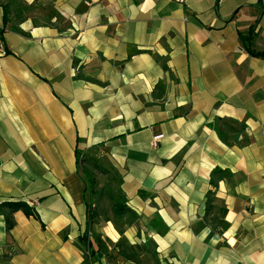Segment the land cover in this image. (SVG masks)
Segmentation results:
<instances>
[{"label": "crops", "instance_id": "crops-1", "mask_svg": "<svg viewBox=\"0 0 264 264\" xmlns=\"http://www.w3.org/2000/svg\"><path fill=\"white\" fill-rule=\"evenodd\" d=\"M3 6L0 205L37 218L0 212V264H264V58L241 40L264 51V0H0V29ZM78 153L133 221L89 223Z\"/></svg>", "mask_w": 264, "mask_h": 264}, {"label": "trees", "instance_id": "trees-1", "mask_svg": "<svg viewBox=\"0 0 264 264\" xmlns=\"http://www.w3.org/2000/svg\"><path fill=\"white\" fill-rule=\"evenodd\" d=\"M8 21V7L7 6H3V28L0 29V39L2 40V34L4 33L5 29L4 26L7 24ZM242 43H243V47L245 49V51H247L251 56L253 57H257V58H264V51L262 52H257L252 50L251 46L248 43L247 39H241ZM82 156L81 159H85L88 162L92 164V166L100 173V174H106L107 172L101 168V166L98 165L99 159L95 158V157H91L88 154H84V155H80V153H78V169L80 166V157ZM106 164L108 165V163L106 162ZM80 173V172H79ZM81 174V173H80ZM215 174H222L223 177H228L229 176V172L226 171H222V170H213L212 175ZM83 181L85 183V203L87 206V218L89 220V223L91 224L92 221L100 215H104V216H108L106 215L103 211L101 210H97V205L95 204V197L100 196L101 194L98 193L95 189H94V181L92 179V177L90 176V174H88L87 171H82L81 174ZM115 177H117V180H119V176L117 171L115 170ZM108 195V199L110 200V204H111V212L113 213V216L121 223L122 218L125 215H129L128 218V222L133 221V219L136 217L135 214H133L126 206V198L124 196V194L121 192V190L119 189V184L117 185V192L113 193L111 191H109L107 193ZM215 202L214 197H213V193L208 192L207 194V199H206V215L203 218V220L201 222L198 223V226L201 227L203 224H206V220L208 217V212L211 209V204H213ZM94 205V208H92L91 206ZM2 210H7V214L5 215V227L6 230L9 231L13 225V219H12V214L18 211H21L23 214H25L26 216H33L35 218H37V214L35 213V211H33L26 203L24 202H8V203H4L2 205H0V212H2ZM219 218H216L214 220L209 221V225L211 226H219L221 228L225 227V222H224V215H225V209L223 207H221L219 209ZM115 227L116 223L114 224ZM98 241V240H97ZM97 241L95 240V244L97 245V247L99 248V242L97 243ZM79 244H80V248L84 253L85 256V260L88 259V257L92 256V252L90 251L91 249V243L90 241H88V235L87 233L81 237L79 239ZM100 249V248H99ZM130 250L133 252V250L130 248ZM88 254V255H87ZM134 254V253H133ZM135 255V254H134ZM84 260V261H85ZM88 261V260H87ZM85 261V262H87Z\"/></svg>", "mask_w": 264, "mask_h": 264}, {"label": "rangeland", "instance_id": "rangeland-1", "mask_svg": "<svg viewBox=\"0 0 264 264\" xmlns=\"http://www.w3.org/2000/svg\"><path fill=\"white\" fill-rule=\"evenodd\" d=\"M98 165L107 173L100 174L91 163L88 162L87 164L85 159L80 160L79 172L82 174V171H87L88 174H90L94 181V189L101 194L100 196L95 197V204H98L99 210L108 215V218H110L112 223H115L118 220L111 212V204L107 195L109 191L113 193L117 192L118 180L117 177H115V169L110 164L107 165L105 159H99Z\"/></svg>", "mask_w": 264, "mask_h": 264}, {"label": "built area", "instance_id": "built-area-1", "mask_svg": "<svg viewBox=\"0 0 264 264\" xmlns=\"http://www.w3.org/2000/svg\"><path fill=\"white\" fill-rule=\"evenodd\" d=\"M172 2L180 5V6H183L185 5V2L186 0H171ZM6 54L5 52V49H4V46H3V41L0 39V56ZM159 140V137H155L152 141V147H156L157 146V142ZM82 158V156L80 157V159ZM92 208H94V205L91 206Z\"/></svg>", "mask_w": 264, "mask_h": 264}]
</instances>
